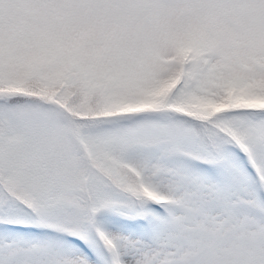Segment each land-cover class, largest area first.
I'll return each instance as SVG.
<instances>
[{
  "label": "snow or ice",
  "instance_id": "snow-or-ice-1",
  "mask_svg": "<svg viewBox=\"0 0 264 264\" xmlns=\"http://www.w3.org/2000/svg\"><path fill=\"white\" fill-rule=\"evenodd\" d=\"M0 264H264V0H0Z\"/></svg>",
  "mask_w": 264,
  "mask_h": 264
}]
</instances>
